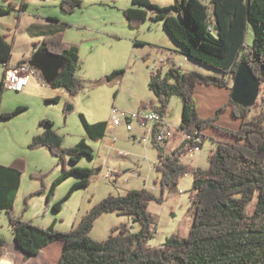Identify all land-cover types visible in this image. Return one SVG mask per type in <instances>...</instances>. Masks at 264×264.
Listing matches in <instances>:
<instances>
[{"label": "trees", "instance_id": "1", "mask_svg": "<svg viewBox=\"0 0 264 264\" xmlns=\"http://www.w3.org/2000/svg\"><path fill=\"white\" fill-rule=\"evenodd\" d=\"M133 4L136 7L124 10L131 28L136 29L147 20L164 22V29L182 48L187 59L221 74L187 72L172 61L164 75L159 71L150 74L148 88L158 100L157 111L160 114L164 116L174 96H181L184 102L179 129L190 133L197 130L203 139V133L214 130L215 137H210L217 149L211 151L207 169L184 164L182 158L189 151L186 145L166 155L163 146L153 140L154 148L158 151L157 170L162 173L160 183L163 190L166 187L175 188L180 178L186 175L194 177L189 195L194 221L189 236L169 238L160 247L148 244L154 237V221L148 207L150 202L162 204L164 198L155 196L146 188L128 191L124 196L106 197L91 207L69 232L62 233L54 227L46 229L31 221H23L14 213L23 170L2 164L0 214L7 212L15 243L27 256H36L54 243L63 244L58 264H264V110L251 117L252 108L236 105L230 100L228 106L233 115L241 120L238 130H230L219 126L215 118H202L196 104V88L199 85L228 87L243 62L253 70L260 81V88L264 85V0H175V4L168 7H160L150 0H133ZM16 6L11 2L8 6L0 4V16L10 15ZM26 7L28 5L23 3L20 10L24 11ZM81 7L80 0L62 2V10L69 14ZM251 28L254 40L248 46V31ZM62 35L63 31L60 30L54 36L45 37L41 44L35 42L32 55L46 51L63 56L65 68L61 70L59 78L49 85L54 89L64 88L70 95H76L84 90V83L77 76V69L82 67L80 50L77 46L66 47L62 43ZM13 52L14 41L9 40L6 34L0 35V63L4 64L5 75L13 66ZM26 62L20 61L16 65ZM122 74L116 71L107 79L113 80ZM147 106L142 105V108ZM25 110L18 108L15 112L3 113L2 117L8 119ZM72 111V105L67 104L65 112ZM80 116L89 139H105L109 128L107 121L91 123L84 115ZM42 123L53 126L49 120ZM62 144V136L47 129L34 138L30 147L48 148L56 156H68L74 164L83 156L93 158V149L86 140L69 149H63ZM101 172V168L93 171L78 166L65 170L56 183L72 174H77L81 180L72 186L64 201L75 190L89 187L92 179ZM55 186L49 191L48 203ZM257 193L256 208L249 214L247 207ZM62 204L63 201L55 204L54 210L59 211ZM105 213L130 217L140 226L139 232H132L128 224H120L112 229L111 235L104 241L92 239L95 222ZM5 246L6 242L0 238V259Z\"/></svg>", "mask_w": 264, "mask_h": 264}, {"label": "rangeland", "instance_id": "2", "mask_svg": "<svg viewBox=\"0 0 264 264\" xmlns=\"http://www.w3.org/2000/svg\"><path fill=\"white\" fill-rule=\"evenodd\" d=\"M80 1L82 7L69 14L62 10L63 0H0L3 5L8 6L9 2L17 5L10 15L0 16V35L6 34L9 40L14 41L12 65L32 55L35 42L41 44L45 37L54 36L57 31L62 30V43L66 47L77 46L80 50L82 67L77 69V76L84 83L82 92L70 95L64 88L50 87L42 76L41 79L32 76L23 93L15 92L5 88L4 64L0 63V164L17 166L23 170L14 213L23 221H31L32 224L46 229L54 227L65 233L77 226L91 207L106 197L124 196L128 191L146 188L155 196L164 198L162 204L150 202L148 207L154 221V237L148 244L151 247H160L169 238H187L194 221V210L189 198L193 175L180 178L175 188L166 187L163 190L160 183L162 173L157 170L158 151L153 143L146 146L133 140L126 127L120 126L109 132L110 143L114 138L118 140L115 148L110 151L105 147L106 141L88 138L80 116L84 115L91 123L108 121L112 124L113 108L137 112L142 109V105L151 106L152 100L156 101V98L148 88L150 74L159 71L164 75L169 71L171 65L168 59L174 57L171 53L177 44L164 29V22L147 20L138 28H131L124 10L136 7L133 0ZM150 1L160 7L175 4V0ZM23 3L28 5L24 11L20 10ZM253 40L251 28L248 31L247 45L251 46ZM175 60L187 72L221 76L217 70L189 59L187 61L182 55L176 56ZM116 71L123 74L113 80L107 79L108 75ZM228 87L231 88V99L233 82ZM230 99L221 109L231 108L228 106ZM183 102V97L174 96L163 117L175 128L182 122ZM257 103L252 107L251 117L264 110V85ZM67 104L73 107L70 113L65 112ZM18 108L26 110L8 119L2 117L3 113L15 112ZM46 120L53 123V126L42 123ZM47 129L62 136L63 149L73 148L86 140L93 149V158L83 156L82 160L74 164L68 156H56L48 148H31L34 138ZM138 130V124L134 123L133 132ZM212 131L214 130L203 133L205 148L202 153L197 152L185 158L184 164L196 166L200 162V168L209 167L210 148L215 145L210 137H215ZM76 166L93 171L101 168L102 172L92 179L89 187L75 190L64 201L72 186L81 177L72 174L56 182L65 170ZM126 170L141 176L128 178L127 173H124ZM113 171L119 176L108 179L107 175ZM55 184L53 197L48 203L49 191ZM60 201H63L61 209L55 211L53 206ZM257 202L258 193L246 212L253 213ZM8 218L6 211L0 214V238L6 242L0 264L59 263L60 246L32 258L24 256V252L15 243ZM120 224H128L132 232L138 233L140 230V226L130 217L105 213L95 222L91 238L104 241L111 235L112 229Z\"/></svg>", "mask_w": 264, "mask_h": 264}, {"label": "built area", "instance_id": "3", "mask_svg": "<svg viewBox=\"0 0 264 264\" xmlns=\"http://www.w3.org/2000/svg\"><path fill=\"white\" fill-rule=\"evenodd\" d=\"M32 76L41 79L40 72L28 62L22 63L21 65H13L7 70L3 84L6 89L22 93L30 82ZM134 123H137L144 130L143 135L140 138L136 136L133 137V140L139 141V143L148 145L149 143H153V140H156L158 144L164 146L168 142L173 141L176 136H180L183 141L182 145H186L189 150L187 154L193 152L201 153L202 151L200 145L204 142V139L200 136L197 130L191 133V139L182 138V132L185 131V129H179V127L175 128L170 124H167L163 120V115L152 106L143 107L137 112H126L122 109L113 108V128L124 126L126 127L127 132L131 133L134 131ZM192 144L194 145L193 148H191Z\"/></svg>", "mask_w": 264, "mask_h": 264}, {"label": "crops", "instance_id": "4", "mask_svg": "<svg viewBox=\"0 0 264 264\" xmlns=\"http://www.w3.org/2000/svg\"><path fill=\"white\" fill-rule=\"evenodd\" d=\"M32 52H33V50H32ZM32 52H31V54H32ZM178 55H182L183 59L189 61L187 59V56L183 54L182 48L178 47L177 45L174 48V50L172 51V53H171V56H174V57L173 58L169 57L168 61L169 62L172 61V63H174L176 66H180L177 63V60H175V57L176 56L178 57ZM30 58H31V55L28 56L27 58H25L23 61H27L28 62L30 60ZM23 61H21V62H23ZM192 66H195V65L192 64ZM195 68H197V67H195ZM230 89H231L230 87L217 88L216 86H201V85H199L198 88H196V100H197L196 104H197V108H198L199 114H200V116L202 118H215L216 123L219 126L230 128V130H238L239 127H240L241 121H240V119L236 118L233 115V113L231 111V108H227L224 111H221V107L230 99V93H229ZM157 101H158L157 98H156V101L152 100V102H155L154 105L152 106L153 108H155V110H157V104H158ZM163 120L167 124H170L171 126H173L170 123V121H166L164 118H163ZM108 124H109V122H108ZM113 129L115 130V128L112 127V124H109V128L107 130V135H106L105 139L103 140V141H106L105 147L108 148V150H110V151L115 148V145H116V143L118 141L117 138H114L113 142H111V143L109 142V138H110L109 132L111 130H113ZM143 131H144L143 128L139 126V130L138 131H136L135 133L134 132L130 133L132 139L135 136L140 138L143 135ZM182 138H183V136H182ZM182 143H183V141H182L181 137L180 136H176V138L173 141H170L166 145L163 146V150H164L166 155L171 154V152L174 149H176L177 147H180L182 145ZM146 146H148V145H146ZM203 148H205V140H204V142L202 144V148H201L202 151H203ZM215 149H217L216 143H215V145L214 144L212 145V147L210 148V151L215 150ZM202 151H201V153H202ZM195 153H197V152H193V153L187 154L186 157L182 158V161L184 162L185 158H187V157L189 158L191 155H194ZM208 161H209V158H208ZM158 162H159V160H158ZM199 163H197L196 166L200 167L201 164H199ZM209 164H210V162L208 163V165ZM128 172H129V170H126L124 172V173H127V177L128 178L135 177V176H138V178H139L141 176L140 174H138L136 172H133V173L132 172L128 173ZM116 176H119V175H116L115 172L113 171V172H110L107 175V178L108 179L115 178ZM55 244L56 243L52 244L51 246H49L46 249L45 248L42 249L40 251V253H42L43 251H47L49 249H52L55 246H60V248H61L60 251L62 253L64 245L60 244V243H58V245H55ZM24 256H27V255L24 253ZM32 257H34V256H32Z\"/></svg>", "mask_w": 264, "mask_h": 264}, {"label": "water", "instance_id": "5", "mask_svg": "<svg viewBox=\"0 0 264 264\" xmlns=\"http://www.w3.org/2000/svg\"><path fill=\"white\" fill-rule=\"evenodd\" d=\"M28 63L40 72L46 84L49 85L59 78L66 61L61 55L42 51L35 52ZM260 90V81L251 67L246 62L241 63L233 80L231 100L236 105L252 108L257 103Z\"/></svg>", "mask_w": 264, "mask_h": 264}, {"label": "bare ground", "instance_id": "6", "mask_svg": "<svg viewBox=\"0 0 264 264\" xmlns=\"http://www.w3.org/2000/svg\"><path fill=\"white\" fill-rule=\"evenodd\" d=\"M182 136L184 139H191V133L190 132H182Z\"/></svg>", "mask_w": 264, "mask_h": 264}]
</instances>
